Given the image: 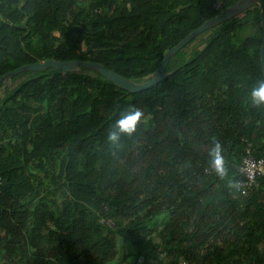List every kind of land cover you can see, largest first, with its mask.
Instances as JSON below:
<instances>
[{"label":"trees","instance_id":"1","mask_svg":"<svg viewBox=\"0 0 264 264\" xmlns=\"http://www.w3.org/2000/svg\"><path fill=\"white\" fill-rule=\"evenodd\" d=\"M238 1L0 0V78L53 58L147 81L173 47ZM261 2L189 51L193 39L171 57V74L143 91L85 66L3 82L0 264H264V177L243 195L207 172L214 140L235 184L245 140L264 157V107L249 99L264 80ZM132 107L142 123L110 144Z\"/></svg>","mask_w":264,"mask_h":264},{"label":"water","instance_id":"2","mask_svg":"<svg viewBox=\"0 0 264 264\" xmlns=\"http://www.w3.org/2000/svg\"><path fill=\"white\" fill-rule=\"evenodd\" d=\"M255 4L262 6L261 0H240L236 4L226 8L219 15L207 20L202 26L198 29L192 31L189 35H187L177 46L173 47L166 55L161 64L160 70L153 78L143 81L136 82L133 81L109 68L105 65L94 62V61H60L56 59H45L39 60L32 64H27L18 69L7 73L6 75L0 78V93L2 92V84L5 83V86L8 84L9 80L12 79L13 76L21 74L27 71H43L48 68H55L64 71H78L81 66H85L89 69H94L99 71L105 78L113 82L115 85L129 91V92H139L146 90L161 81H164L171 72H167L166 68L169 64V61L173 55L183 49L188 43H190L196 37H199L204 32L210 30L213 27L219 26L226 21L231 20L232 18L243 14L245 11L253 7ZM262 22L261 25L263 27V38H262V46H261V62L263 66L264 73V10L261 11Z\"/></svg>","mask_w":264,"mask_h":264},{"label":"clouds","instance_id":"3","mask_svg":"<svg viewBox=\"0 0 264 264\" xmlns=\"http://www.w3.org/2000/svg\"><path fill=\"white\" fill-rule=\"evenodd\" d=\"M249 99L253 107H264V80L257 81ZM143 119L144 113L141 109L135 107L126 109L116 120L114 130L108 133L109 143L116 146L119 145L122 137H133ZM224 153L223 145L214 140L207 153L208 168L221 180H228V187L238 188V185L229 179V168Z\"/></svg>","mask_w":264,"mask_h":264},{"label":"built area","instance_id":"4","mask_svg":"<svg viewBox=\"0 0 264 264\" xmlns=\"http://www.w3.org/2000/svg\"><path fill=\"white\" fill-rule=\"evenodd\" d=\"M220 5L221 3H218L217 7H220ZM245 144L241 164L238 167V172L242 179L237 182L238 190L243 195L251 191L258 184L259 179L264 177V157H258L254 153L253 144L250 141L245 140ZM207 172L210 173L211 170L208 168ZM100 221L114 226V222L111 219L102 218Z\"/></svg>","mask_w":264,"mask_h":264},{"label":"rangeland","instance_id":"5","mask_svg":"<svg viewBox=\"0 0 264 264\" xmlns=\"http://www.w3.org/2000/svg\"><path fill=\"white\" fill-rule=\"evenodd\" d=\"M255 31H252V30H243L241 32V36L242 37H246L248 35H252L254 34ZM210 34V32L208 33H205V34H202L200 35L197 40L190 46L189 48V51H192L193 49H195L196 47H202V45H205L207 40H206V37ZM25 77H21V78H18L17 80H14V81H11L9 80L8 84H7V87L9 88H13L14 86H16L20 81H22ZM1 94V93H0ZM162 223V217H159V218H156V220H154L152 222V226L154 225H159Z\"/></svg>","mask_w":264,"mask_h":264}]
</instances>
